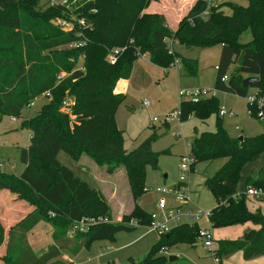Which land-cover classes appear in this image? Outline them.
<instances>
[{
    "label": "trees",
    "instance_id": "1",
    "mask_svg": "<svg viewBox=\"0 0 264 264\" xmlns=\"http://www.w3.org/2000/svg\"><path fill=\"white\" fill-rule=\"evenodd\" d=\"M41 1L0 0V121L2 117L20 118L32 101L44 93L50 95L38 114L21 121V129L30 135L28 145L20 150L22 173L14 176L0 172V191L14 194L35 208L7 230L6 239L0 224L2 264H63L57 260L61 252L75 256L95 240L135 228L109 223L68 237L73 222L90 217L110 218V213L104 197L62 166L57 155L64 153L75 162L84 154L97 164H127L133 201L142 195L143 167L155 168L158 156L169 152L151 150V144L159 137L156 133L128 153L122 146L115 113L124 97L113 90L118 80L129 78L139 57L147 55L151 64L162 69L178 60L187 75L195 76L197 61L181 58L169 49L168 42L185 49L219 44L214 90L245 98L248 88L241 86L243 80L256 77L257 84L249 88L264 99V0H222L209 8L205 18L201 16L206 10L205 0H197L174 32L167 28L162 15L144 13L154 0H82L72 8L56 4L44 12L37 9ZM222 8H229L230 15H223ZM55 18L72 23L71 30L64 32L50 24ZM80 19L83 26L77 23ZM245 29L250 31L251 41L237 43L238 34ZM68 45L72 47L60 50ZM114 49L119 52L115 63L110 64L107 57ZM231 66L233 70L228 73ZM61 71L67 76L58 80ZM223 76L227 77L224 83L220 81ZM67 98L75 103L70 113L60 111ZM247 110L250 117L258 120L255 106L247 105ZM218 111L215 97L181 101L179 121L189 116L201 121L216 116L215 131L196 133L189 144L192 166L225 160L214 176L204 181V187L217 202L208 221L212 229L247 222L259 228L244 233L240 240L219 242L212 255L221 264L222 257L240 251L243 260L249 261L264 256V214L249 212L244 194H235L241 182L243 190H264V166L254 178H241L246 165L264 158V134L231 139L222 128ZM128 218L135 219L136 225L151 223L150 215L136 204ZM39 222L52 224V244L35 255L26 235ZM198 231L195 223L176 225L166 234H159L158 244L144 259L129 264H165L164 258L156 257L162 249L159 245L171 239L193 245Z\"/></svg>",
    "mask_w": 264,
    "mask_h": 264
},
{
    "label": "rangeland",
    "instance_id": "2",
    "mask_svg": "<svg viewBox=\"0 0 264 264\" xmlns=\"http://www.w3.org/2000/svg\"><path fill=\"white\" fill-rule=\"evenodd\" d=\"M63 1L42 0L37 5V9L44 12L49 7L62 4ZM81 1L68 0L66 5L68 8H72L73 5ZM158 1H162L160 7L164 11L165 9L167 10L164 12L167 28L175 31L177 14L184 12L185 16L197 0H154L152 2L159 3ZM170 6L174 7L169 8ZM221 11L226 16L231 13L229 8H222ZM56 20H60V18L51 19L49 23L55 26ZM236 41L240 44L250 42V31L245 29L240 32ZM170 43L168 42V47H170ZM70 47L72 46L68 45L60 50H66ZM169 49L174 52L171 48ZM219 50V44L205 49L195 47L182 49L183 58L197 61V73L195 76H190L183 72L181 65L170 68L175 66L176 61L179 63L178 60H175L169 67L170 69L168 68L166 71L146 61L145 58H139L133 64L128 78L127 93L115 113L116 127L122 132L123 149L126 153L134 150L139 143L154 132L159 137L157 141L151 144V150L155 153H161L165 150L169 152L168 154H160L158 156L155 168L151 166L143 167V193L135 202L132 200L128 182L127 164H97L84 154H81L78 161L74 163L64 153H59L57 160L62 166L68 168L76 178L87 183L90 188L99 192L104 197L109 207V220L112 223L135 225V228L129 232H120L112 238L93 241L89 248L80 250L75 256H71L68 251L61 252L63 264H129L131 261L138 263L144 259L152 248L158 244L160 236L150 226H146L145 224L136 225L135 219H126L133 210L131 208L133 207V203L136 205L140 203L138 206L144 214L147 216L154 214L158 220L163 219L164 213L178 212L180 220L178 222H169L170 227H174L177 223L185 224L188 218L184 216L188 213L191 215L197 212L209 213L214 208L215 200L211 192L204 187V181L212 178L225 160H216L209 163L199 162L190 168L188 186L192 192H189V194L191 193L192 201L189 199L184 204H180L176 199L175 193L162 195L159 190L171 189L178 182L179 166L185 154L189 153L186 145L193 137L194 128L202 133L214 132L216 116L212 115L207 118L205 124L193 118V116H189L183 122L171 119L168 122L169 127L167 129L161 127L160 124L168 125L162 123L163 119L179 110V103L184 100L178 97L179 91L193 92L204 90L209 91V95L214 93L218 109L224 107L227 111L232 112V116L225 115L221 118L222 128L229 138H251L264 133V119L256 120L249 116L246 98L214 90L216 79L214 67L218 65ZM81 64L82 59H79L77 67L80 68ZM232 70L233 66L230 67L228 73ZM60 73H63L65 77L67 76L63 71ZM252 93H254V88H248L247 94ZM47 101L44 97H38L33 101V106L24 108L21 112V117L15 121H11L8 117L1 118L0 172L14 176L22 173L23 167L19 162L20 150L26 147L30 137L27 130L21 129V121L28 120L38 114L41 107ZM145 102L148 104L147 106L144 105ZM152 126L155 127L154 130ZM79 161L86 168V172L77 164ZM262 166H264V158L262 157L246 165L243 168L245 172L243 171L242 173V180L246 177L254 178L258 168L260 169ZM164 176L166 177L164 178ZM237 189L240 191L241 188L238 186ZM1 192L3 195H0V224L4 229V238L6 239L7 229L3 221L7 219L11 210L19 211V216L17 214L9 216L12 221L18 223L27 214L35 210V208L18 199L14 194L11 195L6 191ZM161 199L165 203L163 209H159L157 206ZM120 207L121 212L125 210L123 213L118 211ZM111 208L117 214L112 215ZM47 216L50 215L48 214ZM197 225L200 228L208 227V219L200 217ZM51 230V223L41 222L40 225L28 234L30 235L29 240L36 250L39 249L41 252L44 249L46 250L47 245L51 243ZM159 246L162 249L157 252L156 257L164 258L165 264H215L211 255V252L215 249L214 242L211 250L204 248L202 241L198 238H196L193 245L171 239L164 241ZM3 252L4 244L0 248V256H2ZM169 257H175L177 260L169 262ZM0 264H2L1 261Z\"/></svg>",
    "mask_w": 264,
    "mask_h": 264
},
{
    "label": "built area",
    "instance_id": "3",
    "mask_svg": "<svg viewBox=\"0 0 264 264\" xmlns=\"http://www.w3.org/2000/svg\"><path fill=\"white\" fill-rule=\"evenodd\" d=\"M68 0H64L61 5H65ZM220 2V0H205L206 3V10L201 13V16L203 18L207 17L208 15V10L211 7H215L216 4ZM77 23L80 26L84 25V22L82 19L78 20ZM56 27L60 28L62 31L67 32L71 30L72 28V23L66 22L64 20H56V23L54 24ZM118 50L114 49L112 50L108 57L107 61L110 64H114L116 61V54H118ZM177 65V61L175 62V66ZM65 75L63 73H59L57 75V79L60 80L64 78ZM227 77L223 76L221 78V82L224 83L226 82ZM209 91H193V92H183L179 91L178 92V97L180 99H184L182 101H189V102H196L200 99H205V98H211L214 97V93L209 95ZM40 97H44L46 99H49L50 95L49 92L42 94ZM246 104L249 106H255L257 109L256 112V117L258 120L264 119V99L260 98L257 96V93L254 91V93L247 95L246 97ZM74 100L71 98H67L62 102L60 111L61 112H66L70 113L71 108L74 106ZM144 105H148L145 103ZM29 106H33V102L29 104ZM249 113V112H248ZM218 115L220 117H223L225 115L232 116L233 114L229 111H227L224 107L219 108ZM180 117V112L179 110L177 112H173L169 114L166 118L163 119L162 123L164 124H169L168 122L171 119H176L179 120ZM11 121H15L16 119L10 118ZM154 121V120H153ZM194 162L193 156L191 155L190 151L189 153L185 154V156L182 159V162L179 166V177H178V186H174L171 189H160V194L165 195L167 193H175L176 194V199L180 204H184V202H187L190 199V190L188 186V179H189V173H190V168ZM246 195L248 196H254V197H259L262 194H264V190H257L250 188L246 192ZM191 200V199H190ZM164 200H159L158 202V208L163 209L164 207ZM209 213H203V212H197L193 215L191 214H186L184 217L188 218V223H194L199 220L200 217L207 218L208 219ZM151 223H150V228L156 230L159 234H166L172 227H170L169 222H178L180 220V215L178 212H167L163 214V219L158 220L157 216L154 214L150 215ZM112 223L109 218L107 217H90V218H84L79 221L73 222L67 231V236L72 237L78 233H84L88 231L89 228L97 226V225H102V224H109ZM178 224V223H177ZM129 226H135L134 224H130ZM198 239L202 241V245L204 248L211 250L213 248V233L210 229H200L198 231ZM214 253V251L211 252V255ZM215 264H219L218 258L213 257Z\"/></svg>",
    "mask_w": 264,
    "mask_h": 264
},
{
    "label": "crops",
    "instance_id": "4",
    "mask_svg": "<svg viewBox=\"0 0 264 264\" xmlns=\"http://www.w3.org/2000/svg\"><path fill=\"white\" fill-rule=\"evenodd\" d=\"M159 3H157V2H151L150 3V5L145 9V11H144V13H147V14H159V15H162L163 17H164V12H166L167 10L165 9V11L160 7V4L162 3V1H158ZM166 4H167V2H166ZM168 5V4H167ZM172 7H174V6H172ZM171 6L169 7V8H172ZM189 9V8H188ZM186 11H187V9H186ZM178 16H177V19H176V26H177V24H178V22L181 20V18L184 16V12H180V13H178L177 14ZM165 19V18H164ZM166 21V20H165ZM166 23H167V21H166ZM168 27V26H167ZM171 31H174V30H171ZM170 45V47L169 48H171L177 55H179L181 58H183L182 57V49H184L185 50V48H183V47H181L180 45H178L176 42H173V43H170L169 44ZM220 51H221V47H220V50H219V55H220ZM139 58H145V60L146 61H148V58H147V55H143V56H141V57H139ZM138 58V59H139ZM138 59L133 63V64H135L137 61H138ZM186 59V58H185ZM189 60H191V59H189ZM180 64L179 63H177V65L176 66H173V67H170V68H174V67H178ZM216 67V66H215ZM215 67H214V70H216L215 69ZM169 68V69H170ZM164 70V69H163ZM167 69H165L164 71H166ZM181 70H182V68H181ZM183 71V70H182ZM184 72V71H183ZM128 85H129V80L127 79V80H124V79H120V80H118L117 81V83L115 84V87H114V90H113V93L114 94H120V95H122L123 97H125V95H126V93H127V90H128ZM37 99V98H36ZM33 102V101H32ZM146 103V102H145ZM144 103V104H145ZM29 107V106H28ZM229 112H231V111H229ZM232 113V112H231ZM220 117V116H219ZM224 117V116H223ZM194 118V117H193ZM220 118H222V117H220ZM201 121V120H200ZM115 123L117 124V121H116V116H115ZM202 123H204L205 124V120H203L202 121ZM161 125V127H163V128H168L169 127V124L168 125H163V124H160ZM117 126V125H116ZM152 129L154 130L155 129V127L154 126H152ZM152 133H154V132H152ZM151 133V134H152ZM199 134V133H202L201 131H198L196 128H194V130H193V137L190 139V142H191V140L194 138V136H195V134ZM150 134V135H151ZM262 134H264V133H262ZM149 135V136H150ZM29 137H30V135H29ZM190 142L186 145L187 147H188V149H190ZM140 144V143H139ZM138 144V145H139ZM28 145V144H27ZM26 145V146H27ZM137 145V146H138ZM136 146V147H137ZM59 156V154L57 155V157ZM74 163H75V161H74ZM225 163V161L224 162H222V165ZM77 164H79V166H81L82 167V170H84L85 172H86V168L83 166V164L82 163H80V161L77 163ZM77 164H75V165H77ZM22 167H23V165H22ZM23 169H24V167H23ZM258 170H259V168H258ZM244 172H245V170H244ZM20 175V174H19ZM18 175V176H19ZM166 176H164V178H165ZM177 184V183H176ZM175 184V185H176ZM175 185H173V187L175 186ZM241 189H240V191H237L236 192V194H235V196L236 197H239L241 194H244V196H245V198H246V206H247V209H248V211L249 212H251V213H255V212H261L262 214H264V194H262L261 196H259V197H254V196H248V195H246V191L248 190V189H250V188H247L246 190H243L242 189V182H241V184H240V186H239ZM190 189V188H189ZM190 192H191V189H190ZM192 193V192H191ZM191 193H190V199H191ZM0 195H3L2 194V192L0 191ZM133 200V199H132ZM192 201V200H191ZM140 204V203H139ZM138 204V205H139ZM137 205V206H138ZM142 205V204H141ZM217 205V202L215 201V205L214 206H216ZM139 207V206H138ZM131 208H134V203H133V207H131ZM112 210V212H113V208H111ZM131 210V209H130ZM118 211H120L121 212V207H120V209L118 210ZM123 212L125 211V210H122ZM126 211H129V210H126ZM111 212V213H112ZM123 212H121V213H123ZM121 213H120V215H121ZM18 215L19 216V211H17V210H11V212H10V214L7 216V219L6 220H4L3 221V224H4V226H5V228L8 230L11 226H13V225H15L17 222H14V221H12V219H10L9 218V216L10 215H12V216H15V215ZM114 214H117V212H113L112 213V215H114ZM17 216V217H18ZM197 222L198 221H196V222H194L196 225H197ZM186 223H188V221L186 222ZM41 224V222H39V223H37L34 227H33V229L31 230V231H33L34 230V228H36L38 225H40ZM181 224V223H180ZM176 225H179V224H176ZM175 225V226H176ZM197 227H198V229L200 230V229H210L211 231H212V233H213V240H214V251H217V249L219 248V242H232V241H237V240H240L242 237H243V235H244V233H246V232H249V231H256V230H258V226H256V225H253L252 223H249V222H247V223H245V224H243V225H236V226H232V227H226V228H221V229H212L211 228V226H210V223H209V221H208V227H203V228H200L198 225H197ZM30 231V232H31ZM29 232V233H30ZM28 233V234H29ZM51 233H52V230H51ZM27 234V235H28ZM51 236V235H50ZM29 238H30V235H28L27 237H26V240H27V244H28V246H29V248L31 249V251L35 254V255H39V254H41L42 252H41V250H36L35 249V247L32 245V242L29 240ZM52 244V239H51V243L49 244V245H47V247L48 246H50ZM44 251H45V249H44ZM58 261H61V253H60V255H59V257H58V259H57ZM177 260V258L175 259V261ZM175 261H173V262H175ZM62 262V261H61ZM221 264H264V256H261V257H259V258H257V259H254V260H249V261H245V260H243V257H242V253L240 252V251H237V252H234V253H231V254H228V255H226V256H224V257H222L221 258Z\"/></svg>",
    "mask_w": 264,
    "mask_h": 264
},
{
    "label": "water",
    "instance_id": "5",
    "mask_svg": "<svg viewBox=\"0 0 264 264\" xmlns=\"http://www.w3.org/2000/svg\"><path fill=\"white\" fill-rule=\"evenodd\" d=\"M258 82V79L256 77H248V78H245L241 84V86L243 88H249L251 86H254L256 85ZM242 138H239V140H241ZM175 257H169L168 261L169 262H173L175 261Z\"/></svg>",
    "mask_w": 264,
    "mask_h": 264
}]
</instances>
